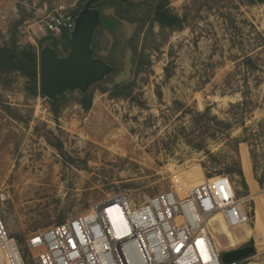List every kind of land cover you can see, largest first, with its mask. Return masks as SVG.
Segmentation results:
<instances>
[{
  "label": "rangeland",
  "instance_id": "rangeland-1",
  "mask_svg": "<svg viewBox=\"0 0 264 264\" xmlns=\"http://www.w3.org/2000/svg\"><path fill=\"white\" fill-rule=\"evenodd\" d=\"M86 1L0 0V48L39 52L56 39L45 30L46 20L73 15ZM104 1L91 48L115 70L89 89L88 109L72 92L55 116L47 99L29 92L21 74L0 73V195L5 198L0 217L7 233L23 247L31 233L87 213L120 192L139 204L173 189L185 195L189 184L223 175L243 200L248 221L231 231L235 246L220 232L213 234L216 248L221 254L244 245L256 249L253 229L264 211V189L254 180L249 147L239 144L236 157L229 138L215 136L213 117L234 124L227 118L229 104L242 100L240 92L248 93L244 126L258 139L260 175L264 3L126 0L129 7L119 20L110 5L115 0ZM163 1L178 19L169 27L154 20ZM62 43L56 46L60 55ZM247 58L255 69L245 64ZM122 85L131 91L115 95ZM232 127L230 138L240 137L242 129ZM237 162L242 174L250 169V178L243 174L246 188L237 174L226 173L237 170ZM240 264H264V252L256 249Z\"/></svg>",
  "mask_w": 264,
  "mask_h": 264
},
{
  "label": "built area",
  "instance_id": "built-area-1",
  "mask_svg": "<svg viewBox=\"0 0 264 264\" xmlns=\"http://www.w3.org/2000/svg\"><path fill=\"white\" fill-rule=\"evenodd\" d=\"M74 25L73 15L44 23L55 38L70 36ZM247 221L243 200L223 175L189 184L185 195L173 189L139 204L120 192L31 233L23 247L0 217V264H222L213 234L221 226L239 230Z\"/></svg>",
  "mask_w": 264,
  "mask_h": 264
},
{
  "label": "water",
  "instance_id": "water-1",
  "mask_svg": "<svg viewBox=\"0 0 264 264\" xmlns=\"http://www.w3.org/2000/svg\"><path fill=\"white\" fill-rule=\"evenodd\" d=\"M126 0H115L114 6ZM128 3V2H127ZM107 5L104 0H87L78 15L69 36V49L63 56L46 44L39 51L40 96L55 101L67 93L85 94L89 89L107 79L115 70L102 59L94 57L92 43L97 27H101L100 8ZM108 5V6H110ZM254 246H245L220 255L222 264L245 261L254 256Z\"/></svg>",
  "mask_w": 264,
  "mask_h": 264
},
{
  "label": "trees",
  "instance_id": "trees-1",
  "mask_svg": "<svg viewBox=\"0 0 264 264\" xmlns=\"http://www.w3.org/2000/svg\"><path fill=\"white\" fill-rule=\"evenodd\" d=\"M259 4H263L264 0H257ZM117 11V18L119 20H124L122 17L123 12L129 7V3H116L114 6ZM80 11V10H79ZM79 11L73 13V16H77ZM154 20L157 21L162 27L172 26L174 22H178V19L172 16L168 9H166V2L160 3L158 7L155 9V16ZM52 43H47L48 45L52 46L57 54L60 55L56 46L60 41L62 43V51L66 54L69 49V35L62 34L59 38L53 39ZM41 42V41H40ZM43 44L46 42L45 40L42 41ZM42 44V43H41ZM44 46V45H43ZM41 46V48L43 47ZM64 54V55H65ZM245 64L252 69L256 68V65H253V61L250 58L245 60ZM8 72H16L21 74L25 79H27L29 92L33 95H39V52L33 50V48L29 47L28 49L20 50L17 47H3L0 48V73H8ZM116 92L115 95L119 96L122 93L130 92L131 88L127 85H122L115 87ZM71 94V93H67ZM242 100L235 104H229V109L227 111V118L236 124V127L242 129L240 137L230 138L229 131L233 128L229 122H224L218 120L215 116L213 120L216 124L215 129V136L216 135H224L227 139L229 138L230 145L234 147V154L236 157L238 156L237 146L239 144H246L249 147V155L252 164V172L254 180L257 182L261 189H264V171L260 175L257 174V149H258V139L255 138L253 135H248V129L244 126V115L248 112L251 101L248 99L246 92H240ZM66 95V94H65ZM57 98L55 101H48L51 110L53 111L54 115L56 116L58 113V107L60 103L64 100V96ZM78 95L81 97V102L85 109H88L91 104V97L89 95V91L85 94H81L78 92ZM41 97V96H40ZM43 98V97H41ZM205 115V114H203ZM227 133V134H226ZM256 137V136H255ZM229 174H237L241 179L242 185L245 186L244 177L246 175L250 178V169L245 167V172L242 174L241 168L239 163L237 162V170L230 169L226 172ZM257 221L255 222V227L253 229V234L256 237V249L258 252H264V211H262L259 215H257ZM18 242V241H17ZM19 244V243H18Z\"/></svg>",
  "mask_w": 264,
  "mask_h": 264
},
{
  "label": "bare ground",
  "instance_id": "bare-ground-1",
  "mask_svg": "<svg viewBox=\"0 0 264 264\" xmlns=\"http://www.w3.org/2000/svg\"><path fill=\"white\" fill-rule=\"evenodd\" d=\"M217 231V230H216ZM218 232H220L222 235H224L226 237V239L229 241L230 243V246H235L236 245V240L233 236V234L231 233L230 230L226 229V227L224 226H221L218 230ZM250 232V231H249ZM249 232L246 230L245 233H246V236L249 235ZM218 247V246H216Z\"/></svg>",
  "mask_w": 264,
  "mask_h": 264
},
{
  "label": "flooded vegetation",
  "instance_id": "flooded-vegetation-1",
  "mask_svg": "<svg viewBox=\"0 0 264 264\" xmlns=\"http://www.w3.org/2000/svg\"><path fill=\"white\" fill-rule=\"evenodd\" d=\"M245 246H250V245H244V246H242V247H245ZM242 247H240V248H242Z\"/></svg>",
  "mask_w": 264,
  "mask_h": 264
}]
</instances>
